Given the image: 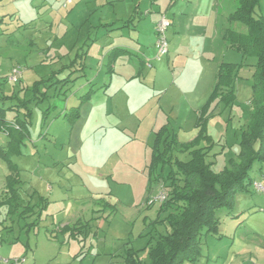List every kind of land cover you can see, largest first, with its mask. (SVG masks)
Listing matches in <instances>:
<instances>
[{
  "label": "rangeland",
  "instance_id": "374dc122",
  "mask_svg": "<svg viewBox=\"0 0 264 264\" xmlns=\"http://www.w3.org/2000/svg\"><path fill=\"white\" fill-rule=\"evenodd\" d=\"M159 1L161 0H157ZM71 2L0 0V87L5 95L11 96L19 91L20 100L31 99L32 92L27 90L33 88L35 82L51 77L54 71L72 61L77 49L84 52L86 46L93 42L88 60L93 71L100 68L102 53L112 42H134L130 39L136 37L133 28L122 30L124 32L119 34L123 36L116 33L114 38L108 37L111 32L104 27L102 18L114 17L111 3L106 0ZM168 2L165 0V3ZM131 4L135 5L130 18L125 22H130L132 18L139 19L136 17L139 0L116 4L117 13L125 18ZM142 10H145L144 7ZM260 11H264V0L257 13ZM167 17L171 20L170 16ZM145 21L146 18L140 22ZM236 25L234 27L232 24V31L237 32L243 27L244 33H247L245 25ZM139 31L144 36L148 33L145 28ZM227 60L230 58L227 57ZM163 65L168 72L160 77L156 87L162 84L170 87L173 81L167 78L172 73L170 64L164 61ZM14 68H20L22 72L18 83L9 80ZM95 73L97 72L90 75ZM154 73L153 70L145 81L142 80L152 86ZM63 76L66 77L67 73L59 78ZM180 80L181 85L183 79ZM83 83H86V79H79L76 84L65 87L62 94L60 86L54 85L48 90V98L44 102L31 106L33 115L30 136L18 148L19 152L11 155V160L20 170L22 198L28 200L34 193L33 204L39 205L40 198L45 199L47 204L40 227L30 230L27 226L32 222L30 219H14L12 223L7 217V209L0 206V258L10 260L9 264L23 259L26 260L25 264H109L111 254L121 248L124 251L117 258L122 260L115 264H125L120 255L128 247L142 250L148 245L150 236L147 234L151 232V227L144 230V216L147 214L153 220L161 207L157 204L150 210L144 208L147 191L151 190L149 194H154L149 197L158 193L157 185L150 183L145 173V152L155 140V136L149 133V117L155 112L149 107L141 106L134 122L129 123V126L139 123L138 127L131 128L132 131L102 127L98 125L99 113H95L84 132V147L75 156L68 148L70 126L63 115L72 107H77L80 97L89 90L80 89ZM96 83L101 85V79ZM236 93L234 107L223 116L228 120L232 114V120L228 121V127L223 128L221 135L214 132L217 141L221 140L215 146V154L220 153L213 160L216 172L227 167L231 159L237 158L240 151L239 135L250 120L253 90L252 76L248 69L241 71L236 82ZM48 109L50 113L45 115ZM112 116L109 117L108 124L119 126ZM132 116L130 114L129 117ZM214 123L217 125L218 121H214L213 125ZM132 134L138 135L135 143L130 145L127 135ZM222 135L224 137L221 138ZM127 139L129 144H125ZM182 140L187 142L185 138ZM8 142V137L0 134V146H7ZM180 157L187 159L186 155ZM259 169L260 165H255L251 176L264 184ZM8 175L7 162L0 158V202L3 200ZM162 190L164 187L160 188ZM101 200L116 205L115 213L90 226L81 240L68 242L63 237L55 242L48 240L47 230L55 229V225L60 222L71 224L77 213L82 214L84 220L90 221L91 209ZM263 209L264 194L260 191L250 188L247 193H238L232 212L226 209L218 212L222 239L213 234L204 235L202 257L196 264H264ZM8 227L11 229H6ZM167 231L166 227L161 226L157 231L152 230L151 234L157 238ZM142 258L148 262V253L143 252Z\"/></svg>",
  "mask_w": 264,
  "mask_h": 264
},
{
  "label": "trees",
  "instance_id": "16d2710c",
  "mask_svg": "<svg viewBox=\"0 0 264 264\" xmlns=\"http://www.w3.org/2000/svg\"><path fill=\"white\" fill-rule=\"evenodd\" d=\"M261 2L262 0H239L238 7L230 15L229 21L245 25L248 32L238 34L229 30L225 33V40L242 55L244 61H255L252 75L253 97L250 103L252 112L246 129L239 135L240 151L237 158L231 159L229 165L219 172L213 169L214 163L211 159L216 156L212 154L216 143L207 131L208 120L213 116V113H208L209 107L216 100L226 107L234 105L237 100L236 82L240 78L241 70L246 66L244 63H223L217 73L214 90L198 120V137L190 143L182 144L167 126L156 133L149 165V182L162 184L167 193V200L161 205L159 217L152 223L151 232L157 231L161 226L166 227L168 231L159 234L157 238H154L151 232L148 233L150 240L142 250L128 248L120 255L125 264L199 262L202 257L203 236L213 234L222 239L218 212L222 209L232 212L236 195L247 193L253 188L257 182L251 176L255 165H260L259 170L263 171L264 12L257 13ZM118 54L119 50L112 54L110 64ZM85 55L86 52L77 53L71 64L62 69H75L66 78L56 81L59 73H53L50 78L35 82L33 88L27 90L32 92V98L29 100H20V92L7 96L0 87V134H5L9 139L7 146H0V158L7 162L9 169L0 206L7 208V217L12 223L14 219L36 216L27 226L29 229L39 227L47 204L43 198H40L39 205L32 204L34 194L29 196L28 200L22 198L20 170L11 160V155L19 152L18 148L30 136L33 115L31 106L44 102L48 98V90L54 85L66 86L75 82L77 79L72 77L76 72L83 70ZM91 95L90 91L82 96L80 105L65 113L64 118L68 123L76 122L81 106ZM49 112L50 109L46 110L45 115ZM181 155H186L187 159H182ZM107 207L110 209V217L115 213V208L109 204ZM88 228L89 223L78 221L71 226L60 228L54 239L60 234L68 235L69 240H78ZM143 252L148 253V262L143 260Z\"/></svg>",
  "mask_w": 264,
  "mask_h": 264
},
{
  "label": "crops",
  "instance_id": "0c3cea01",
  "mask_svg": "<svg viewBox=\"0 0 264 264\" xmlns=\"http://www.w3.org/2000/svg\"><path fill=\"white\" fill-rule=\"evenodd\" d=\"M126 1L128 2V0H106L107 3H111L113 6L114 17L111 16L109 18L105 15L106 17L104 19L102 18V21L104 22V27L108 28V31L111 32L108 35L109 38H114L116 33L118 36H123L122 34H119L124 32L122 30L126 28H133L136 37H131L130 39L134 42L125 43L123 40L119 42H112L110 46L108 45L109 47L107 46V48L103 51L100 68L95 71H93L94 68L90 67V62L88 61L89 52L93 48L94 42L87 45L86 50L84 51L86 52V55L82 66L83 70L76 72L72 77V79H77L75 82H72L73 84H76L79 79L85 78L86 83H83L80 89L85 90L89 88L86 94L90 91L92 92L90 99L81 106L79 118L76 122L70 124L67 121V124L70 126L68 148H70L75 156H77L84 147V132L89 126V123L91 119H93L95 113H99L100 122L98 123L100 124L98 125H101L102 127L104 126L105 128L108 127L111 129L114 128L132 131L131 128L138 127L139 123H136L137 125L132 124L133 126H129V123L134 122L136 118L135 116L141 111V106L149 107L155 112L154 115L149 117L151 121L149 126L150 135H154L156 138V133L164 126H167L170 132L177 137L178 142L182 144L190 143L199 135L200 130L197 126L198 120L201 117V113L207 105L209 97L214 90L216 76L220 66L223 63H244L246 66L243 69H248L251 76L254 72L253 65L255 64V61L253 59L244 61L242 55L234 50L230 43L225 40V33L231 30L232 24L234 27L237 26L236 24L238 22H230L229 17L237 9L239 0H177L175 2L167 0L169 1L168 3H165V0H161L159 2H157V0H139V4L137 6L138 10L136 11V15L139 16V19L136 20L132 18L130 22L125 21L130 18L135 4L130 5L127 18L119 15L116 11V9H118L116 4H125L127 3ZM142 7L145 9L144 11L142 10ZM263 12L264 11H260L258 14ZM162 14L170 16L172 21V26L168 30L170 50L168 56L158 60L155 47V25ZM145 18L146 21L141 23L140 21H143ZM132 20L135 22L132 23ZM144 28L148 30L146 36L142 35L139 31ZM233 32L238 34H247L244 33L243 27L239 28L237 32ZM77 50V53H82L79 52L80 48ZM118 50L119 54L115 56L113 63L110 64L113 58L112 54L116 53ZM75 57L76 55H74V58ZM227 57H229L230 60H227ZM164 61H166L167 64H170L169 68L172 73L168 74L167 78L168 80L171 79L173 81L170 83V87L162 86L163 84L156 87L159 80H161L160 77H164L165 73L168 72L163 65ZM71 62L69 64H71ZM69 64L63 65L59 70L53 72L59 73L56 77V81L66 78L73 70H75L66 69L62 71V69L67 67ZM153 70L155 71L153 77L154 84L150 86L144 81ZM92 72L97 73L91 76L90 73ZM65 73H67L66 77L63 76L62 78H59L60 75H64ZM99 78L102 81L101 85H97L96 83ZM180 78L183 79L181 85L179 83ZM72 83L66 86L57 84L60 86L61 94L63 93L64 88H69ZM43 91H45V89ZM151 92H153V94ZM13 94H16V92ZM81 97L79 99L78 106L80 105ZM234 105L226 107L223 104H219L218 100H216L215 102H212L209 107L208 113H213V116L208 120L207 131L216 145L221 140L217 141L214 136V132L221 135L220 133H222L223 128L228 127V121L232 120V114H230V118L227 116L228 120H225L223 116L229 109H232ZM73 108L76 107H72L71 109ZM125 113L128 114L123 115ZM130 114L133 116L129 117ZM111 115L114 116H112V118L117 120L119 126H111L108 124L109 117ZM216 120L218 121V124L215 125L214 123L213 125V122ZM244 129H246V127H244ZM138 130H136V133H138ZM137 135L138 134H132V136L127 135L131 142L130 145L135 143ZM222 137H224V135H222L221 138ZM182 138H185L187 142L183 141ZM125 144H129L128 139L125 141ZM153 145H149L145 152V173H147L148 177ZM149 149H151V152ZM148 152H150L149 158ZM212 154H215V148L212 151ZM219 154L216 153V156ZM216 156L211 159L212 162ZM133 160L135 161V159ZM260 173L262 179L264 180V172L262 171ZM254 181L257 180L255 179ZM155 184L157 185L159 192L163 185L160 183ZM149 191L151 190L147 191L144 203V208L147 210H150L153 207H148L146 205V199L150 193ZM107 204L116 209V205L108 201L106 202L105 200H101L94 208L91 209V218L89 220L92 222L84 220L83 217H81L82 214L80 215L77 213L75 216L76 218H74L71 224L60 222L58 225H55V229H52L51 231L47 230L46 233L48 235V240L55 242L58 241L59 237H63L67 239L68 242L76 241L69 240L68 235L62 236L59 234L57 239H54V237L57 235L60 228L68 225L71 226L78 221H81L84 224L89 223L90 227L102 218H108L110 212H108L109 208L107 207ZM146 215L144 216V224L146 227L144 229L145 231L148 227H151L152 229V223L159 217L158 214L155 218H153V220H150ZM34 218H36V216L29 219L33 221ZM6 229L11 228L8 227ZM87 231L88 229L84 232V234H86ZM50 233L53 234L51 235ZM82 236H80L78 240H81ZM51 237H53V239H51ZM130 243L131 242H129V244ZM124 245L126 246L128 243ZM123 251L124 250L121 248L113 255L111 254L110 260H112L111 262L109 260V264L120 262L122 259L117 258V256L122 254ZM5 261L10 260H3L0 258V264L10 263H6ZM25 263L26 260L23 264Z\"/></svg>",
  "mask_w": 264,
  "mask_h": 264
},
{
  "label": "built area",
  "instance_id": "2783aa9c",
  "mask_svg": "<svg viewBox=\"0 0 264 264\" xmlns=\"http://www.w3.org/2000/svg\"><path fill=\"white\" fill-rule=\"evenodd\" d=\"M170 2H175L177 0H169ZM68 3H72L71 0H68ZM172 26V21L167 17V15L162 14L160 19L155 25V33H156V52L157 59L160 60L165 58L169 54L170 43L167 36L169 28ZM22 72L20 68H14L12 71V75L10 77V81L13 83H18L21 78ZM253 188L257 191H260L264 194V184L262 182H255ZM167 200V193L165 190L159 191L155 196H150L146 200V205L154 206L156 204H163ZM264 212V209L262 210ZM9 263L10 261H5ZM25 260H14L11 264H23Z\"/></svg>",
  "mask_w": 264,
  "mask_h": 264
}]
</instances>
